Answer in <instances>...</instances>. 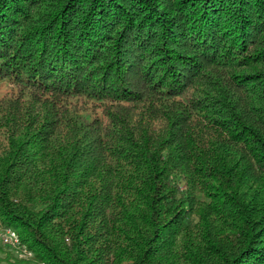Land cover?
<instances>
[{
  "label": "trees",
  "instance_id": "trees-1",
  "mask_svg": "<svg viewBox=\"0 0 264 264\" xmlns=\"http://www.w3.org/2000/svg\"><path fill=\"white\" fill-rule=\"evenodd\" d=\"M1 81L34 264H264V0H0Z\"/></svg>",
  "mask_w": 264,
  "mask_h": 264
},
{
  "label": "rangeland",
  "instance_id": "rangeland-1",
  "mask_svg": "<svg viewBox=\"0 0 264 264\" xmlns=\"http://www.w3.org/2000/svg\"><path fill=\"white\" fill-rule=\"evenodd\" d=\"M10 90L11 86L7 81L0 82V97ZM28 251L31 250L23 243L8 245L0 238V264H34L37 258L32 251V253H28Z\"/></svg>",
  "mask_w": 264,
  "mask_h": 264
},
{
  "label": "built area",
  "instance_id": "built-area-1",
  "mask_svg": "<svg viewBox=\"0 0 264 264\" xmlns=\"http://www.w3.org/2000/svg\"><path fill=\"white\" fill-rule=\"evenodd\" d=\"M0 238L8 245H17L21 243L20 236L18 232L11 226H7L3 223L0 218ZM28 253H32L28 251Z\"/></svg>",
  "mask_w": 264,
  "mask_h": 264
}]
</instances>
